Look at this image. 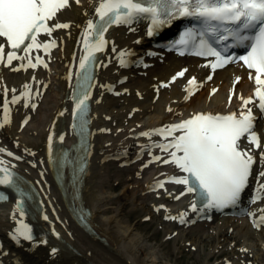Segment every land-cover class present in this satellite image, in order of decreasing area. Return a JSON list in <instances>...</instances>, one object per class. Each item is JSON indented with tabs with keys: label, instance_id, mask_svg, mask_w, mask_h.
<instances>
[{
	"label": "bare ground",
	"instance_id": "1",
	"mask_svg": "<svg viewBox=\"0 0 264 264\" xmlns=\"http://www.w3.org/2000/svg\"><path fill=\"white\" fill-rule=\"evenodd\" d=\"M94 1L82 0L80 4L70 3L68 8L58 13V21L69 24V27L59 30L54 36L58 37L57 33H63L67 36V41H59L57 54L59 58L54 64L56 66L54 71L48 73L47 69H39L40 72L43 71L45 76L42 77L39 72L37 79H44L43 81H38L34 78L36 71L30 70V68L12 71L10 67L0 65V122L3 120L1 105L4 100V87L8 89L7 98H9L13 93L12 89H15V93L19 96L21 92L25 91L23 86L28 84L30 85L29 105L33 101L38 102L34 110L30 106L25 107L23 99L15 105H10V122L0 127L3 132L1 145L4 149L15 151L20 157V159H14L2 153L4 157L0 155V159L7 160L14 168L27 175L42 197L41 204L38 199H34L32 203L28 204L31 222L38 235L36 240L25 241L21 239L18 243L9 238V235H2L6 243V250L11 253L8 256L11 261L7 260L10 263L20 261L18 263L15 262V264H151L152 259L157 256L154 250L155 246H148L142 232L136 230L127 220L120 218L122 202L130 195V191L125 189L117 197L112 195L110 187H106L105 184L109 167L113 166L116 168L113 173L114 176H118L121 169L126 170L127 173L137 172L138 170L134 167L135 163L131 162L130 159L136 156L138 152H144L146 156L142 157L143 159L140 163H145L144 170L146 174L144 180L142 179L143 184L140 188L148 191L151 185L157 183L159 179L163 181L165 174L161 173H166L167 169H171L169 167L173 164H164L159 161L149 163L153 156H160L162 159L167 157V154L161 152L159 148L151 147V145L163 141L164 138L159 135L143 136L132 133L133 129L139 128L137 123L144 120L147 125L141 132H151L154 129L161 128V124L173 119L174 116H183L178 114L177 110L165 112L164 110L167 106H177L181 110L184 106L186 109H212L217 105L223 107L224 101H221L226 93L233 89V81L237 76L240 77V80L235 84L232 100L238 99L251 86V82L244 78L242 68L236 65L226 67L216 74L210 86L217 85V93L209 101L205 97L207 92L205 90L189 98L185 104L182 101H175L177 102L175 103L173 98H178L177 94L180 91V86L172 84L170 85L172 88L169 96L162 92L158 100L153 102V94L148 85L154 82V76L165 78L172 69L181 64L189 66L190 72L201 70L196 67L199 66V63L195 59H181L167 55L163 63L156 62L152 70H147L146 76L148 77L155 73L152 77L145 79L147 80V85L141 84L142 80H144L142 77L136 76L133 78L131 73L135 72V70L123 71L126 72L128 80L123 85H117V89L122 91V87H128L126 89L129 92L128 97H122V94L114 97L107 91V81L117 82L116 73L119 66L116 64L118 57H114L116 51L113 49L116 48L111 49L109 47L108 55L104 59L106 64H109L99 70V82L92 96L93 112L91 116L92 128L94 129V145L89 172L82 187L83 202L81 203V206L85 204L91 208L93 216L90 220L97 229L99 236L105 237V241L100 240L89 233L85 227L79 226L74 218L73 211L61 193V188L58 187L52 176V167L54 165L52 155L57 141V134L64 126L67 127L68 125L69 101H65L64 98L68 93L67 87L71 81V76L74 74L71 71L69 72L68 64L73 60L79 62L81 51L78 45H75V42L79 40V35L83 34L86 28L87 20L93 15ZM118 33L119 40H117V44L121 46L129 43L134 39L135 35L133 32L124 35L121 28L118 29ZM121 46L118 47L121 48ZM156 65L159 67H155ZM12 66L19 67L17 64ZM119 72L122 76L123 72L120 70ZM46 84L47 87L45 86ZM136 87H140L144 91L141 92V96L143 99L145 98L146 104H143L136 93H133ZM117 98L124 99L125 103L123 107L118 108L119 111L116 109V113L113 107L116 106ZM134 107H138L137 110ZM176 111L175 115L174 112ZM187 112L188 110H185L184 113L187 114ZM123 113V117H120ZM188 113L191 114V112ZM128 114L130 116L126 119ZM26 115L29 118H25L27 123L23 125L22 119ZM114 121L121 123L118 124L120 127L115 130L117 132L115 134H106V130L103 131L101 128L103 126L111 128L115 125ZM262 123L261 139L264 141V120ZM115 128L116 126L113 127V130ZM49 135L53 137L51 151L49 150ZM68 139L69 137H67ZM260 149L261 151L264 149L263 145ZM144 159H148L147 162ZM124 161H129L131 164L129 166L124 165L122 164ZM20 181L24 186L30 188L27 183ZM171 186L173 185L164 183L162 189L154 188L155 191H149L150 195L147 197L139 193L137 198L143 197L149 200L152 206L163 202L166 205L163 208L166 214L178 216L184 211L177 212L179 209L175 205L183 204L182 208H184V203L187 200L191 201L192 195L187 194L182 198L176 199V192H171L169 197H163ZM260 196L262 198L255 203L251 201L253 204L249 212L251 222L248 219V222L243 219L242 222L237 224L233 218L220 216L209 221L212 226L214 224L219 225L214 228L219 231V234L214 237V239L217 238L214 242L219 244V239H222L221 247L223 245L228 247L233 237L226 235V232L224 234L223 230L219 229L220 227L224 226L226 230V227L230 226L234 229V233L241 231L243 237L241 244L235 243L236 247L233 246L234 255L237 257L233 261L234 264H247L249 262L258 264L259 259L264 260V225L259 228H251L253 219L264 215V212L260 211L264 209V205H258V202L263 200L264 194L260 193ZM14 201V198H12L11 201L3 204L4 212L0 213V231L2 233L11 230L16 221L24 219L19 217L18 211L15 210L16 201L15 203ZM190 201L187 202L185 208L190 205ZM75 203L79 205V201L76 200ZM172 205L173 207H171ZM145 209L148 214L152 213L150 207H145ZM44 213L47 219L44 218ZM13 214L17 216L13 217ZM243 222H245L244 227L242 226ZM203 223H196L192 228L197 229ZM166 224L168 229H172L171 223ZM247 233L253 236L249 237ZM193 241L190 244H194ZM245 248L247 252L252 253L250 257L247 252L244 254V251H242ZM53 249L56 251L53 252Z\"/></svg>",
	"mask_w": 264,
	"mask_h": 264
},
{
	"label": "snow or ice",
	"instance_id": "2",
	"mask_svg": "<svg viewBox=\"0 0 264 264\" xmlns=\"http://www.w3.org/2000/svg\"><path fill=\"white\" fill-rule=\"evenodd\" d=\"M75 2L78 4L80 0ZM69 6L70 0H0V64L10 67L12 71L35 69L38 65L47 67L40 56H36L33 62L31 53L42 49L47 54L55 47L54 40L42 42L40 37H51L55 30L69 27V24L58 21V13ZM93 7L98 19H89L82 34L86 54L82 55L79 61L77 86L81 91L74 98L73 117L83 116L87 112L86 102L92 87L89 81L93 55L94 52L103 51L107 43L105 33L114 24L131 25L138 19H147V35L152 37L175 20L190 19L196 23L182 31L172 44L180 55L187 52L199 57L214 58L203 65L211 68L213 72L229 63L240 61L250 70L248 79L255 85L253 95L247 98L242 95L238 97L241 101L239 112H197L179 123L140 134L159 135L164 138L166 142L153 144L151 147L159 148L167 157L162 159L160 156H153L149 163L159 161L173 164L183 172L185 175L170 177L169 182L185 186L181 196L186 193L196 195L203 205L201 211L205 208L220 210L236 205L248 186L256 162L252 154L253 149L261 147V139L254 130L257 117L251 106L254 105L264 114V0H98ZM50 21L55 23L50 26ZM235 47L243 48L245 53L239 56L231 53L229 50ZM18 51H22L23 55H18ZM119 55L120 63L124 66V57L128 53L122 51ZM13 61L26 63L13 67ZM186 71L187 69L177 72L168 83L174 82L178 77H184ZM212 78L209 75L207 80ZM239 80L240 77H235L233 90ZM167 86L168 84L160 85ZM201 86L195 77L188 79L184 88L185 100ZM23 87L25 91L19 96L13 94L11 100L7 98L8 89L4 88L3 120L0 127L10 122L9 106L15 105L21 99L25 107L30 106L33 110L36 108L35 104L29 105L30 85L25 84ZM11 91L16 92L15 89ZM216 91L217 89H212L213 94ZM232 95L233 91H230L229 102ZM24 123H27V120ZM245 138L250 146L248 148L241 146ZM52 139L49 135L50 151ZM60 139L63 140V137ZM0 153L13 156L12 152L3 147H0ZM260 159L264 161V152L260 153ZM5 163L0 159V173L3 174L0 176V185L10 186L19 192L18 178L4 166ZM259 177H264V171L259 173ZM164 183L160 181L156 187L163 188ZM261 192H264V184L258 181L256 194L252 196L253 203L262 198ZM4 199L6 197L0 195V200ZM15 210L23 215L22 200H17ZM197 210V202L194 201L191 211ZM260 211L264 212V209ZM185 215L186 213L181 212L178 216L166 215L165 219H178L183 224L186 222ZM17 224L18 227L11 234V238L18 243L21 239L31 241V229L22 221H17ZM261 225H264V215L253 219L254 227L259 228ZM55 251L53 249V252Z\"/></svg>",
	"mask_w": 264,
	"mask_h": 264
},
{
	"label": "rangeland",
	"instance_id": "3",
	"mask_svg": "<svg viewBox=\"0 0 264 264\" xmlns=\"http://www.w3.org/2000/svg\"><path fill=\"white\" fill-rule=\"evenodd\" d=\"M114 169L113 166H110L108 169V175H106L105 179L106 187H110L112 195L115 197L121 195L125 189L130 191V195L132 194L131 197L130 195L126 197L127 199L122 202V205L120 204L122 206L120 218L127 220L136 230L141 231L147 240L148 246H155L154 250L157 256L151 262L149 261L151 264H217L215 258L217 257V248L221 243L216 244L214 242L215 239L212 237L214 235L212 231L214 230L212 226L207 224L197 229L188 228L180 236L171 239L164 238L165 226L164 223L160 222L161 216L154 215L152 220H141L146 213L145 207L149 206V204H147L148 200L133 196L139 193L140 189V185L135 182V176L130 175L132 177H129L126 171H122L118 176H114L113 173L116 171ZM127 178H129V181ZM138 178H141V175H138ZM139 183L141 184L140 180ZM223 228L220 227L219 229L221 231L225 230ZM237 232L240 233L231 235L233 237L231 241L234 246H236L234 243H240L242 240L241 231ZM247 236L253 235L247 233ZM186 237H196L198 243L194 245V249H191L189 242L185 243L183 239ZM233 245L232 247L222 249L221 256L217 259L232 256L234 254V250H232ZM258 264H264V260L259 259Z\"/></svg>",
	"mask_w": 264,
	"mask_h": 264
}]
</instances>
